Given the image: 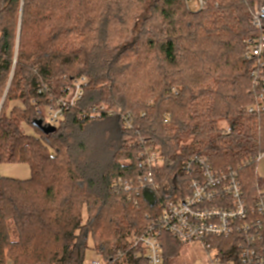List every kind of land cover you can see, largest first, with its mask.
Wrapping results in <instances>:
<instances>
[{"label":"trees","instance_id":"1","mask_svg":"<svg viewBox=\"0 0 264 264\" xmlns=\"http://www.w3.org/2000/svg\"><path fill=\"white\" fill-rule=\"evenodd\" d=\"M186 1L0 0V164L31 171L0 177V264H83L90 240L106 264H148L129 238L177 193L186 160L206 155L216 170L238 169L264 152V110L247 111L264 84L245 58L247 41L264 35V14L261 29L252 19L264 0H206L199 12ZM79 76L89 82L83 100L50 125L49 96ZM16 100L22 107L7 113ZM102 105L99 118L83 114ZM125 114L166 158L154 174L160 189L143 190L137 205L114 187L144 174ZM240 177L256 195L254 163ZM162 238L167 264L181 243Z\"/></svg>","mask_w":264,"mask_h":264},{"label":"built area","instance_id":"2","mask_svg":"<svg viewBox=\"0 0 264 264\" xmlns=\"http://www.w3.org/2000/svg\"><path fill=\"white\" fill-rule=\"evenodd\" d=\"M188 1L191 0L186 4ZM205 5L206 0H196V12L204 9ZM263 14L264 6L257 5L252 15L257 29L262 28ZM263 56L264 35L248 40L245 58L257 63L252 76L259 88L264 84ZM70 83L58 96H49L45 109L49 112L46 120L50 125H57L84 98L88 79L79 76ZM263 96L264 90L257 102L248 108L249 114H259L264 110ZM105 112L106 107L100 106L89 108L83 114L99 118ZM122 119L124 128L136 135L140 147L139 167L144 174L134 178L119 177L114 181V187L117 194H125L137 205L143 190L160 189V184L154 181V174L164 172L166 158L151 138L139 135L131 114H125ZM263 161L264 152L238 169L216 170L206 155L186 160L184 177L176 186L177 193L163 200L156 217H146L148 225L144 233H136L129 238L131 250L136 252L135 258L144 255L148 264H163L162 237L168 234L182 244L200 243L208 256V264H264V194L260 190L256 195L247 192L240 177V171L252 163L257 165L258 174ZM92 264L106 263L94 260Z\"/></svg>","mask_w":264,"mask_h":264},{"label":"rangeland","instance_id":"3","mask_svg":"<svg viewBox=\"0 0 264 264\" xmlns=\"http://www.w3.org/2000/svg\"><path fill=\"white\" fill-rule=\"evenodd\" d=\"M188 7L196 12L197 9L195 7L196 5V0H191L187 2ZM174 90V89H173ZM7 93V92H6ZM4 103V100L2 101L0 108L2 107V104ZM22 101L21 100H16L15 102H11L9 104V109L7 110V113L14 108V107H22ZM106 107L105 105H102ZM43 107H41L42 109ZM42 112L44 113L45 117H48L47 109H43ZM22 128L24 132L28 135H36V131L33 127H30L26 124L22 125ZM93 140L97 142L98 145H103V139L101 138V135L97 132L93 135ZM101 149V147H100ZM255 168V173L257 169V165L254 164ZM25 172V174L23 173ZM22 175H27L25 178L30 177V171L28 170V167L26 164L18 163V164H0V177H9L13 179H22L24 180L25 178H19L22 177ZM258 177L262 179V186L259 189L262 194H264V161L259 167L258 171ZM89 249L86 252V257L83 262V264H92L94 260H99L103 262L102 258L95 253L93 250V242L92 240L89 241ZM167 264H208V256L206 254V251H204V248L202 245L198 242H194V244H182L179 245V248L177 250V254L174 257H170L168 259Z\"/></svg>","mask_w":264,"mask_h":264},{"label":"water","instance_id":"4","mask_svg":"<svg viewBox=\"0 0 264 264\" xmlns=\"http://www.w3.org/2000/svg\"><path fill=\"white\" fill-rule=\"evenodd\" d=\"M34 125L36 127L40 128L45 133H49V132H52V131H55L56 130V127H48V128L45 129L44 127H42V123L41 122L35 123Z\"/></svg>","mask_w":264,"mask_h":264},{"label":"crops","instance_id":"5","mask_svg":"<svg viewBox=\"0 0 264 264\" xmlns=\"http://www.w3.org/2000/svg\"><path fill=\"white\" fill-rule=\"evenodd\" d=\"M27 167H28V165H27ZM28 170H29V167H28ZM30 171V170H29ZM24 174H25V172H23ZM30 174H31V171H30ZM27 175H22V177H19V178H25ZM30 177H31V175H30ZM29 177V178H30ZM29 178H25L24 180H28ZM17 180V179H16ZM22 180V179H21Z\"/></svg>","mask_w":264,"mask_h":264}]
</instances>
